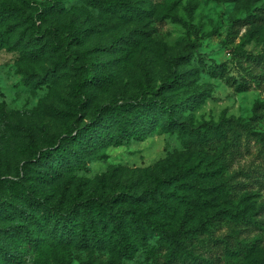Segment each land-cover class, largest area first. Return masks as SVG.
I'll use <instances>...</instances> for the list:
<instances>
[{"label": "trees", "instance_id": "obj_1", "mask_svg": "<svg viewBox=\"0 0 264 264\" xmlns=\"http://www.w3.org/2000/svg\"><path fill=\"white\" fill-rule=\"evenodd\" d=\"M74 1L79 6L72 5L70 21L50 22ZM215 1L253 6L262 0ZM194 10L190 3L188 14ZM248 13V19L262 17ZM165 19L187 25L175 0L162 5L153 0H51L45 5L0 0V49L17 41L16 48L23 46L34 63L58 54L41 82L56 85L72 74L79 113H86L98 93L110 90L133 62L147 76L138 93L97 106L83 124L75 119L50 146H39L32 137L29 161L14 176L0 172V264L62 263L76 253H87V264H126L143 254L164 264H220V251L229 258L237 255L241 264H264V249L241 237L264 222V201L243 179L264 180V168L235 170L254 133L235 118L218 124L187 119L198 108L187 72L172 66L153 80L166 55L153 24ZM191 28L198 34L196 26ZM240 54L264 62V54L254 56L243 44ZM226 67L211 72L224 75ZM246 86L237 84L239 91ZM151 125L181 144L160 164L168 167L165 176L150 175L144 191L113 185L102 194L88 193L79 187L85 182L72 190L76 173L86 170L97 152L123 145L138 127ZM256 135L264 158V135ZM221 223L230 224V233L216 235ZM204 238L211 240L210 252L203 251Z\"/></svg>", "mask_w": 264, "mask_h": 264}, {"label": "rangeland", "instance_id": "obj_2", "mask_svg": "<svg viewBox=\"0 0 264 264\" xmlns=\"http://www.w3.org/2000/svg\"><path fill=\"white\" fill-rule=\"evenodd\" d=\"M32 1L45 5L51 0ZM153 1L162 5L168 0ZM175 1L179 15L187 25L172 19L154 22L157 27L155 38L165 44L166 55L153 80H160L172 66L173 70L179 68L187 72L194 81L198 101V108L189 112L187 119L196 124L205 121L218 124L225 117L241 120L254 135L250 139L249 153L237 161L235 170L243 169L247 173L264 168V158L258 154L262 142L255 138L256 134L264 135V62L240 54L242 44L254 56L264 54V0L253 6L215 0ZM190 3L195 4L192 16L188 14ZM72 5L79 6V2L67 4L68 10L50 17V22L64 24L70 21ZM249 10L253 14H262L261 19H248ZM257 24L262 26L257 28ZM192 25L197 27L198 34ZM16 43L0 49V172L4 175H16L29 161L32 137L39 146H50L61 132L74 127L75 119L83 124L92 117L97 106L138 93L147 78L140 65L133 62L110 90L98 93L96 103L86 113H79L77 98L71 93L72 74L56 85L41 82L59 61L58 54L48 53L34 63L26 49L23 46L17 49ZM222 64H227L224 75H214L211 68ZM235 80L237 84L245 82L246 90L239 91ZM180 148L176 136L160 132L155 125L138 127L136 134L123 145L97 152L96 157L88 161V168L76 173L72 190L76 192L82 182L85 185L79 187L88 193L102 194L113 185L143 190L151 183L150 175H166L168 167L160 164ZM256 178L259 177H254L255 181L243 179L251 185L248 187L255 191L256 198L264 201V180L256 181ZM68 181L67 178L62 182L61 190ZM234 185L232 182L231 187ZM229 226V223L218 224L216 235L230 233ZM252 230L242 233L241 237L257 241L258 247L264 249V222L261 228ZM203 242V251L210 252L211 240L204 238ZM236 256L229 258L220 251V264H241ZM89 258L87 253H76L65 262L52 264H87ZM125 263L164 264L145 254Z\"/></svg>", "mask_w": 264, "mask_h": 264}]
</instances>
